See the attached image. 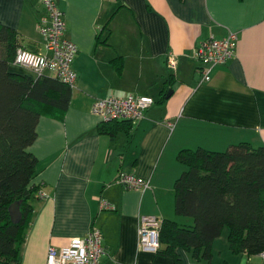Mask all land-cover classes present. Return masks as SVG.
Wrapping results in <instances>:
<instances>
[{"label": "crops", "instance_id": "crops-1", "mask_svg": "<svg viewBox=\"0 0 264 264\" xmlns=\"http://www.w3.org/2000/svg\"><path fill=\"white\" fill-rule=\"evenodd\" d=\"M55 1L64 36L77 47L76 89L62 120H37L28 151L37 160L32 184L46 198L31 201L19 264H45L49 246L63 247L92 228L102 235L100 264H173L139 249L137 228L143 216L174 218L173 183L183 170L178 151L264 144V0ZM40 13L38 0H0V22L37 52L44 43ZM228 32L237 34L235 55L202 82L195 49ZM169 53L177 59L175 72L166 68ZM116 58L123 62L119 74ZM10 70L29 71L13 64ZM128 96L154 103L129 134H98L102 120L91 113L93 102ZM120 172L148 180L151 188L123 189ZM101 202L110 209L100 210ZM226 235L214 241L211 264H264L260 256L233 255ZM178 254L181 264H198L182 250Z\"/></svg>", "mask_w": 264, "mask_h": 264}, {"label": "trees", "instance_id": "trees-1", "mask_svg": "<svg viewBox=\"0 0 264 264\" xmlns=\"http://www.w3.org/2000/svg\"><path fill=\"white\" fill-rule=\"evenodd\" d=\"M103 28L107 30L106 25ZM18 48L37 52L22 46L19 34L0 22V264H19L33 216L31 201L39 198L41 189L32 184L37 160L28 151L36 139L37 120L40 116L62 120L73 91L52 75L32 78L11 72ZM112 64L119 74L122 60L113 59ZM142 118L102 121L97 132L129 134L132 124ZM175 160L183 170L173 183L174 218L156 217L159 241L155 254L181 264L178 250H182L195 263L211 264L213 243L226 231L233 255L261 257L264 144L252 147L239 142L224 151L181 149ZM15 203L20 219L14 223L8 209Z\"/></svg>", "mask_w": 264, "mask_h": 264}, {"label": "built area", "instance_id": "built-area-1", "mask_svg": "<svg viewBox=\"0 0 264 264\" xmlns=\"http://www.w3.org/2000/svg\"><path fill=\"white\" fill-rule=\"evenodd\" d=\"M41 13L37 19V29L43 38V51L31 52L18 48L14 57V65L31 71L36 77L46 74L57 78L70 89H76V73L72 67L77 53L76 45L64 36L63 13L55 0H38ZM237 34L228 32L222 39L209 38L201 41L194 52V60L202 65L201 81L209 82L215 66L224 64L235 55ZM177 59L175 54L166 57V68L175 72ZM154 103L147 96H128L126 98L110 97L97 99L91 106V113L102 121L128 119L136 121L142 118L143 111ZM117 183L126 190L144 192L150 189L149 181L134 174L120 172ZM46 195L39 191L38 197ZM104 202L100 210H109ZM159 220L153 216H143L137 228L139 249L155 253L159 241ZM105 254L102 236L98 229L90 230L82 238L71 239L65 246L55 248L49 246L45 264H100ZM264 259V254L261 255Z\"/></svg>", "mask_w": 264, "mask_h": 264}, {"label": "water", "instance_id": "water-1", "mask_svg": "<svg viewBox=\"0 0 264 264\" xmlns=\"http://www.w3.org/2000/svg\"><path fill=\"white\" fill-rule=\"evenodd\" d=\"M171 93V90L168 92V94L166 95V97H168ZM9 214H10V218L11 220L15 223L17 221H19L20 219V213H19V206L17 203L12 204L9 209Z\"/></svg>", "mask_w": 264, "mask_h": 264}, {"label": "rangeland", "instance_id": "rangeland-1", "mask_svg": "<svg viewBox=\"0 0 264 264\" xmlns=\"http://www.w3.org/2000/svg\"><path fill=\"white\" fill-rule=\"evenodd\" d=\"M12 70H15V71L17 70V71H18L19 69H12ZM21 72H22V71H21ZM29 72H30V73H29ZM24 74H25V75H28V76H32V75H31V74H32L31 71H28V72L26 71V73H25V71H24Z\"/></svg>", "mask_w": 264, "mask_h": 264}, {"label": "flooded vegetation", "instance_id": "flooded-vegetation-1", "mask_svg": "<svg viewBox=\"0 0 264 264\" xmlns=\"http://www.w3.org/2000/svg\"><path fill=\"white\" fill-rule=\"evenodd\" d=\"M45 198H46V196L43 199H45Z\"/></svg>", "mask_w": 264, "mask_h": 264}]
</instances>
